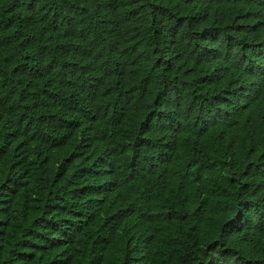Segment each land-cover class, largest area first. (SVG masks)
<instances>
[{"label":"trees","instance_id":"1","mask_svg":"<svg viewBox=\"0 0 264 264\" xmlns=\"http://www.w3.org/2000/svg\"><path fill=\"white\" fill-rule=\"evenodd\" d=\"M0 264H264V0H0Z\"/></svg>","mask_w":264,"mask_h":264}]
</instances>
